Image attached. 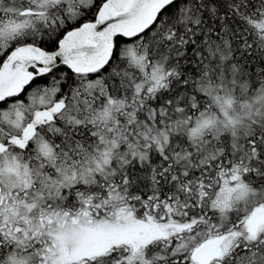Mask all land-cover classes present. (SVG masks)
Wrapping results in <instances>:
<instances>
[{
	"label": "snow or ice",
	"instance_id": "obj_1",
	"mask_svg": "<svg viewBox=\"0 0 264 264\" xmlns=\"http://www.w3.org/2000/svg\"><path fill=\"white\" fill-rule=\"evenodd\" d=\"M0 264H264V0H0Z\"/></svg>",
	"mask_w": 264,
	"mask_h": 264
}]
</instances>
